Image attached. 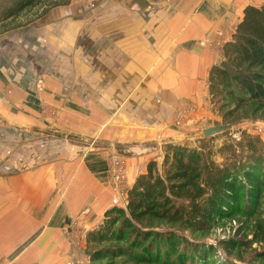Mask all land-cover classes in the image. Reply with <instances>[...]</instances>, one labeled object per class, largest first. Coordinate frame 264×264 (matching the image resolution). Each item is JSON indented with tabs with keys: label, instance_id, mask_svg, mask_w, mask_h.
<instances>
[{
	"label": "crops",
	"instance_id": "0c3cea01",
	"mask_svg": "<svg viewBox=\"0 0 264 264\" xmlns=\"http://www.w3.org/2000/svg\"><path fill=\"white\" fill-rule=\"evenodd\" d=\"M142 1L149 17L136 22L139 3L55 6L20 34L23 51L0 47V264L75 257L70 233L95 229L114 205V149L128 190L156 142L174 140L177 112L209 100L208 72L222 59L211 40H229L248 5Z\"/></svg>",
	"mask_w": 264,
	"mask_h": 264
},
{
	"label": "trees",
	"instance_id": "16d2710c",
	"mask_svg": "<svg viewBox=\"0 0 264 264\" xmlns=\"http://www.w3.org/2000/svg\"><path fill=\"white\" fill-rule=\"evenodd\" d=\"M70 1L0 0V26L36 7H42L39 18ZM221 52L207 77L212 112L223 123L264 120V4L243 9ZM197 142L162 145L161 161L147 162L125 205L107 209L85 234L89 264H206L212 248L189 241L184 232L207 235L233 221L239 224L235 234L221 244L237 255L249 251L247 264H264V140L241 131L238 140L218 147L211 138Z\"/></svg>",
	"mask_w": 264,
	"mask_h": 264
},
{
	"label": "rangeland",
	"instance_id": "374dc122",
	"mask_svg": "<svg viewBox=\"0 0 264 264\" xmlns=\"http://www.w3.org/2000/svg\"><path fill=\"white\" fill-rule=\"evenodd\" d=\"M71 2L72 3L76 2L77 5H82V6L92 5V4L97 5V6H101V5L104 6V5H112L114 3L116 4L121 3L123 5L129 6V5H134V4L139 3L138 5H141V6L133 8V22L140 21V20L146 21L145 16L149 17V15L145 14L146 7L151 8L150 5H147L146 2H143L142 0H71L69 3ZM246 2L248 3V5H253V6H259L261 4H264V0H246ZM153 3H158V2H153ZM168 4H171V3L168 2ZM159 5L166 6L167 2H163L162 5L156 4L154 7L157 8ZM41 8L42 7H36L30 11H26L22 13L20 16H18L17 18L5 23L3 26H0V39L4 35L9 38L7 42L0 41V47L2 46V49H6L8 47L11 50H13V52H18V53L23 51V46H24L23 38L24 37L20 34H22L28 28H31V29L36 28V31H37L38 26L35 25V23L36 21L39 20V18H35V17L36 15H38ZM137 8H139L138 13L134 12V10H136ZM95 14L96 13H94V15ZM99 15H102V14L100 13ZM154 20H155L154 22H156V20L159 21L157 17H154ZM135 31H136L135 25L133 23V32ZM216 37L218 39L217 40L218 46H216V48L220 50L219 52L222 54L221 47L223 43H225L227 40H225V35L223 36V34H220V35L217 34ZM204 95H205V98H204L205 102L204 104L201 105L202 108L196 109L192 107L191 104H186L183 109H180L177 112L176 117H174V119H172L169 124V129L176 131L174 140L170 142H166V143H172V144L187 143L191 147H196L198 144L197 140L203 139V138H211L212 144L215 147H218L224 142H226L228 138H231L233 140H238L241 131H245L247 134H251V135L256 134L262 140H264V120L262 119H241L236 122L223 123L222 120L212 112L206 92ZM219 126H228V128L223 131L220 130V132L218 133H212V134L206 135L205 137H200L202 136L203 132H206L210 129H213ZM225 131L227 133H223ZM166 143L156 142V144L158 145L157 146L158 148L154 155L155 156L154 159L158 162H160L162 159V150H161L162 145ZM85 146L89 147L90 145L87 144ZM114 150L116 151L115 155H118L119 153L117 152V150L116 149ZM118 156L124 159L122 155H118ZM216 158L218 159V157ZM108 170H109V166H108L107 171ZM261 207H262V210L264 211V201L261 203ZM262 218H264V212H263ZM231 223L232 224L230 227L228 222L227 223L222 222L215 229L209 232L207 235H200V234L191 235L189 232H184V235L189 241L203 243L207 251H208V248L210 247L212 248L211 254L207 253L205 255L206 264H247L248 261L250 260L249 251L248 252L242 251L237 255L235 252L233 251L230 252V250L224 248V246L221 244L222 240H225L229 236L234 235L236 228L239 226V224H237L234 221ZM87 232H71L70 233L71 237L70 236L69 237L71 238V243H72L71 245L72 247L75 246L74 248L77 251H76L75 257L71 259L67 264H89L87 260V256L84 253V236ZM255 246L256 245H253L252 248H254ZM105 263L106 262L102 261V262H97L94 264H105ZM114 264H123V263L121 262V260H117ZM124 264H133V263H124ZM254 264H258V262H254Z\"/></svg>",
	"mask_w": 264,
	"mask_h": 264
},
{
	"label": "built area",
	"instance_id": "2783aa9c",
	"mask_svg": "<svg viewBox=\"0 0 264 264\" xmlns=\"http://www.w3.org/2000/svg\"><path fill=\"white\" fill-rule=\"evenodd\" d=\"M217 40L216 37L215 39L212 38L211 41L214 45L218 46ZM211 41L209 43H211ZM108 174L111 184L112 202L114 205L124 206L127 193L125 160L118 155H112L109 159Z\"/></svg>",
	"mask_w": 264,
	"mask_h": 264
},
{
	"label": "water",
	"instance_id": "95a60500",
	"mask_svg": "<svg viewBox=\"0 0 264 264\" xmlns=\"http://www.w3.org/2000/svg\"><path fill=\"white\" fill-rule=\"evenodd\" d=\"M228 128V126H219V127H215V128H213V129H210V130H208V131H206V132H203L202 133V136H200V137H205L206 135H208V134H212V133H218V132H220V130H226Z\"/></svg>",
	"mask_w": 264,
	"mask_h": 264
}]
</instances>
